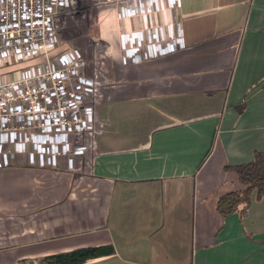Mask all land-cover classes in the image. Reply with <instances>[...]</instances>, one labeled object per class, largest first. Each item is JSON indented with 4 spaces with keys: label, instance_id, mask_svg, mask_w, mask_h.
I'll return each mask as SVG.
<instances>
[{
    "label": "crops",
    "instance_id": "0c3cea01",
    "mask_svg": "<svg viewBox=\"0 0 264 264\" xmlns=\"http://www.w3.org/2000/svg\"><path fill=\"white\" fill-rule=\"evenodd\" d=\"M156 11L121 18L111 4L93 19L107 51L90 77L89 150L71 167L18 155L0 168V264L106 244L113 255L85 264H264V195L244 215L216 208L242 189L228 167L264 152V0H159ZM149 24L181 47L133 62L121 41Z\"/></svg>",
    "mask_w": 264,
    "mask_h": 264
},
{
    "label": "built area",
    "instance_id": "2783aa9c",
    "mask_svg": "<svg viewBox=\"0 0 264 264\" xmlns=\"http://www.w3.org/2000/svg\"><path fill=\"white\" fill-rule=\"evenodd\" d=\"M95 1L118 5L121 18L148 17L159 4ZM166 1L175 7L176 0ZM70 7L71 0H0V67L28 63L14 77L0 78V168L18 155L39 168H56L65 157L71 167L93 144L95 79L83 74L78 49L52 56L59 43L55 18ZM121 43L125 56L137 63L181 47L169 27L150 24L144 32L124 34Z\"/></svg>",
    "mask_w": 264,
    "mask_h": 264
},
{
    "label": "rangeland",
    "instance_id": "374dc122",
    "mask_svg": "<svg viewBox=\"0 0 264 264\" xmlns=\"http://www.w3.org/2000/svg\"><path fill=\"white\" fill-rule=\"evenodd\" d=\"M67 11L58 14L55 18V26L58 32L59 43L53 53V57L60 53L68 46H76L81 51L83 60L86 63L83 74L92 77L94 74L98 79L102 77L104 71L105 49L104 44L94 46V28L93 19L96 14L106 8V4L98 5L93 0H74ZM25 64H14L6 68L0 67V78L10 75L14 77L17 70H23L27 67ZM31 64V63H30Z\"/></svg>",
    "mask_w": 264,
    "mask_h": 264
},
{
    "label": "trees",
    "instance_id": "16d2710c",
    "mask_svg": "<svg viewBox=\"0 0 264 264\" xmlns=\"http://www.w3.org/2000/svg\"><path fill=\"white\" fill-rule=\"evenodd\" d=\"M242 186L241 190L222 195L217 201V211L223 217L234 213L244 215L251 203L252 194L256 199L264 195V152H256L253 159L245 164L229 166ZM114 254L111 244L74 249L43 257L37 264H85L86 262Z\"/></svg>",
    "mask_w": 264,
    "mask_h": 264
}]
</instances>
